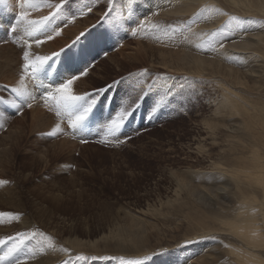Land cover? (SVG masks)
Returning a JSON list of instances; mask_svg holds the SVG:
<instances>
[{
  "label": "rangeland",
  "instance_id": "rangeland-1",
  "mask_svg": "<svg viewBox=\"0 0 264 264\" xmlns=\"http://www.w3.org/2000/svg\"><path fill=\"white\" fill-rule=\"evenodd\" d=\"M249 2L236 7L229 0H204L191 13L176 15L159 10L164 0H66L60 11L48 6L60 0H33L36 7L24 10L41 27L37 36L43 43H33L30 51L60 55L47 77L32 80L22 68V52L32 38L22 29L16 35L11 31L21 0H0V213L20 216L17 221L0 217V239L17 231L51 238H31L14 255L23 261L34 252L26 264H231L228 245L245 249L239 237L219 231L215 213L220 210L212 206L213 195H221L218 189L228 182L226 170L246 157L247 136L238 128L241 117H224L216 109L226 88L244 103L263 105L264 71L250 59V50L211 56L220 47L192 43L186 27L225 11L237 21L264 18L247 7ZM113 24L122 30L108 38L106 29ZM227 25L214 30L225 28L220 41L226 45L239 35ZM82 32L86 35L73 44ZM184 50L222 59L224 67L196 68L182 60ZM249 65L258 69L255 76L245 74ZM230 67L244 87L223 74ZM57 68L65 78L79 76L74 95L89 93L97 100L91 133L74 138L67 118L61 121L39 98L41 83L59 85ZM15 88L37 95L32 108L17 113L11 106L12 100L20 102ZM121 107L131 113L124 131L132 139L124 144L99 132V118H114ZM56 123L63 134L44 138ZM81 135L87 143H81ZM260 231L264 234V225ZM131 233L133 241L127 237ZM76 241L78 247L71 244ZM47 243L52 247H42ZM184 245V252L178 250ZM5 251L0 247V257Z\"/></svg>",
  "mask_w": 264,
  "mask_h": 264
},
{
  "label": "bare ground",
  "instance_id": "bare-ground-1",
  "mask_svg": "<svg viewBox=\"0 0 264 264\" xmlns=\"http://www.w3.org/2000/svg\"><path fill=\"white\" fill-rule=\"evenodd\" d=\"M229 1L236 7L243 2V0ZM198 2H204V0H164L162 5L163 7L159 8V10L166 13H174L176 15L182 13H191V9ZM207 2L210 3L211 1ZM152 7L154 9L157 8L155 5H152ZM247 7L251 9L253 8V10L255 9L264 15V0H253V3L249 2ZM112 17L113 21L118 19V17L115 15ZM233 18L234 17H229V14L225 11L215 17L210 18L205 22V24L192 23L190 26H188V28L186 27L188 36H190L192 43H200L207 48L213 47L214 45L219 46L220 50H213L214 53L211 56L218 54L221 58H226L228 53L233 52V50L242 52L243 50H250V59L253 60L256 58L254 63L256 65L259 64L258 69L264 71V18H256L255 16H252L246 21L239 18V24H237L236 18L235 20H233ZM226 21L228 22L227 27L229 30H232V32L236 31L234 33H239L237 39L235 41L233 40V42H228L227 45L224 44L223 41H220L223 34L221 30L225 28L217 32L214 31L216 25H220ZM212 32H215L216 34L219 32L221 33H219L218 37H216V34L213 35ZM186 50H184L185 54H183L184 57H182V60L186 61L189 65L200 69L210 68L219 71L221 67H224L220 61L222 59L220 58L218 62L216 61L218 58L213 60V58H210L211 56H197L192 54L193 51L191 53ZM255 52L259 56L255 55ZM242 55H244V53ZM242 55L240 57H243ZM254 65H249L248 69L245 71L246 73L244 71L242 72L250 75V77L254 73L253 76H255L256 73H258V69H255ZM222 71L223 74L227 76L234 85H246L244 82H242V78L240 79V76L238 75L239 73L236 69L230 67L229 70L225 68ZM236 96L238 95L235 94V96H233L232 90L226 88L225 97L223 98L221 96L222 100L219 101V107L216 110L218 112L217 114L224 115V117H241V122L238 128L242 132H245V135L247 136L248 146L246 147L248 148V151L245 152L246 157L242 156L232 163L231 170H226L225 175L228 177V182L224 184V188L218 189L222 190V193H220L221 195H213L214 203L212 207H218V210H220V212L215 213L216 216L214 215L218 219L216 227L219 229V231L239 237L242 241V244L244 245L245 249H241L240 251L237 248L228 245V256L231 264H264V259L262 257L263 252H261L264 250V234H262L260 231V227L264 225V121L258 120L259 117L264 120V104H257L256 101L254 103L245 102V104V99L242 102ZM242 97L240 98L242 99ZM252 108L253 110L251 111L250 109ZM218 117L219 116H217V118ZM231 131L229 130V132ZM222 134H224V132ZM227 135H229L228 132ZM213 141L212 143L214 144ZM244 158H246V160ZM232 160L234 159H231V161ZM216 171L220 172V170L218 171L217 169ZM222 173L224 175V172ZM231 191H233L234 198L231 196ZM217 193H219V191ZM222 197L226 203L221 201ZM127 237L129 240L133 241L134 237L132 233ZM71 244L74 247H78L80 243L76 241ZM186 248L187 246L184 245L178 250H182L184 252ZM182 251L181 253L178 252L179 256L183 254ZM170 256L173 257V254Z\"/></svg>",
  "mask_w": 264,
  "mask_h": 264
},
{
  "label": "snow or ice",
  "instance_id": "snow-or-ice-1",
  "mask_svg": "<svg viewBox=\"0 0 264 264\" xmlns=\"http://www.w3.org/2000/svg\"><path fill=\"white\" fill-rule=\"evenodd\" d=\"M6 2V0H5ZM66 0H60L59 4L48 5L49 7H54L57 11H60ZM21 11L19 16L16 18V23L11 26V31L14 35L18 34L19 30H23L27 37H31V42H27V47L22 52L23 60V73L24 76L32 80L40 79V74H43L47 77L48 72L52 69V64L54 63V57H58L60 53H53L52 56L47 55H35L30 50L33 47V43L39 47L43 43L42 39L37 36V32H40L42 29L37 24L36 21L28 19V13L25 9L36 7V4L33 3V0H21ZM91 11V9H89ZM51 15H56L52 13ZM106 19H110V14L105 15ZM74 19V17H73ZM48 17H44V21H47ZM235 20V18H233ZM41 24H43V22ZM239 24V21H237ZM122 30V25L113 24L109 29H106L105 35L108 38H111L112 35L118 33ZM60 31H55V35H60ZM135 34V33H133ZM86 33H81L79 37L76 38V41H73V44L77 43L81 37H84ZM215 35V34H213ZM48 40L53 39L51 34H47L46 37ZM64 49H61L63 52ZM51 61V62H50ZM85 73H81L84 75ZM56 76L62 77L59 81L57 87H44L41 83L38 85L40 91L38 93L39 98L44 101L46 107L50 112L54 111L56 117L60 118L63 121L64 118H67L69 126L72 129V135L75 138L77 134L91 133L93 125L97 123V120L92 119L94 110L97 105V100L92 94L85 93L84 95H74L72 92V85L75 80L79 79V76L73 75L71 78L63 77V74L59 72V68L56 69ZM56 81L54 80L53 83ZM15 96L19 98L20 102L17 103L16 100L11 101V106H13L17 113H20L23 107L32 108L33 102L36 101L37 95H33L27 92L22 91L19 88L13 89ZM146 98V97H145ZM3 101H0L2 103ZM154 110H158L153 106ZM131 115L125 108L121 107L120 110L116 113L115 117L109 118H99V132L111 139H115L117 143L124 144L132 139V135L126 134L124 129L125 125L128 123V117ZM63 134L61 128V123H56L55 126L48 132L42 133V136L46 139L58 138L59 135ZM139 134V133H137ZM88 141L81 135V143H87ZM108 140H102L101 143H107ZM0 217H8L10 221H17L20 219L19 214L12 213H0ZM36 236L42 237L46 241H51L50 237H45L43 232L37 233L35 231H17L15 235H9L5 239H0V247H6L4 255L0 257V261H7L8 264H26V261L35 255L34 252H28L25 255L24 260L22 261L18 254L22 246L26 245V242L30 241L31 238ZM42 247L48 248L52 247L51 243L42 244ZM80 259H85L81 256ZM132 264V262H130Z\"/></svg>",
  "mask_w": 264,
  "mask_h": 264
}]
</instances>
